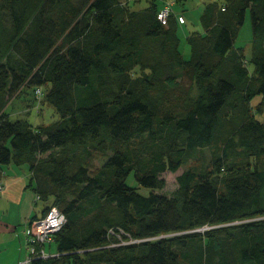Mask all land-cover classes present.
Wrapping results in <instances>:
<instances>
[{
  "label": "trees",
  "instance_id": "1",
  "mask_svg": "<svg viewBox=\"0 0 264 264\" xmlns=\"http://www.w3.org/2000/svg\"><path fill=\"white\" fill-rule=\"evenodd\" d=\"M137 1L85 0L84 9L73 0H0V112L27 85L42 88L41 105L60 117L38 127L0 117V181L4 167L28 165L39 200H51L44 215L57 207L67 218L52 242L56 255L32 264H264V102L251 108L264 99V0L207 4L204 33L187 40L189 60L172 2L131 10ZM166 3L173 14L164 24ZM248 11L250 60L235 47ZM150 43L192 86L183 104L151 97L162 94L147 73H158L145 62ZM145 136L155 144L180 137L185 148L140 162L133 143ZM220 140L211 171L188 169L171 197L157 193L161 175L183 165L184 149ZM94 150L107 159L91 172L77 157ZM131 174L147 194L128 184Z\"/></svg>",
  "mask_w": 264,
  "mask_h": 264
},
{
  "label": "rangeland",
  "instance_id": "2",
  "mask_svg": "<svg viewBox=\"0 0 264 264\" xmlns=\"http://www.w3.org/2000/svg\"><path fill=\"white\" fill-rule=\"evenodd\" d=\"M73 2L84 9L87 7L85 0H73ZM211 2L222 3L223 0H186L184 2H177L173 4L174 17L177 22V36L180 40V51L186 60L191 58V48L187 42L188 37L193 33H204L200 20L205 6ZM132 6H130L131 10H140L146 8L148 6V2L144 0L137 1V3H133ZM253 40L251 15L250 11H248L245 22L240 28L235 41V47L237 49H242L248 60L251 59ZM162 47L163 46L158 43H150L149 48L155 50V53L153 54L152 52H148L146 56L147 59L145 60L147 65L154 66L156 68L158 72L157 74H153L152 70H147V73L149 74L148 77L155 81L156 87L160 89V93L162 94L156 95L157 92L155 90H151V97L153 99L157 96L159 98L163 97V99L170 97L171 102L178 101V103L183 104V101L186 98V92H192V86L187 80L182 79L183 77H181L179 71L174 68L167 53L165 52L164 54H160L162 52ZM249 68L251 70L253 69L252 64L249 65ZM39 89L43 92L42 88ZM41 100V96L37 94V89L35 91L34 88H29L25 85L5 97L3 104L4 109L0 112V117L6 114L7 116H10L12 120H26L34 127L42 125L47 126L58 121L60 117L55 108L47 102L41 105ZM255 101L252 103L251 108L253 112L258 113L262 109L258 107V104L261 101L264 102V99L262 100L261 96H257ZM160 106L164 107L165 105L164 103H160ZM228 110H230L229 114H231L230 118H232V116L235 115L234 111L231 108H228ZM260 112L263 113L264 119V110L262 109ZM229 128L231 127L226 128V130ZM221 146L222 142L220 140L217 145L204 149L196 151H187L184 149L183 165L175 172L167 170L161 175V177L165 180V186L162 190H158L157 193L165 194L171 197L179 187L177 177L188 169H193L197 172H203L205 170L211 171L214 167V160L220 155ZM133 148L136 151L137 160L140 162H146L153 151L158 149L160 151L164 150L165 153L177 156L174 151H176V149H183L185 146L180 137H174L171 141L163 140L160 141L159 144H155L149 136H145L140 139H136L133 143ZM110 154L111 152H109L108 155ZM46 156L47 155H44V157ZM81 159L87 163L91 172H94L104 164L107 157L103 153L94 150L89 156L85 157L82 153H79L77 160L79 161ZM21 169L23 172L31 174L28 165H23L18 168V170ZM28 179L30 180V177ZM128 184L132 187L138 188L141 193L147 194L149 192L148 189L139 187L134 174H131L128 179ZM50 202L51 200L41 201L39 203V208L36 209V212L41 213L43 207L50 204ZM21 210L22 207L19 208L18 205L9 204L4 199L0 198V264H23V261L25 262L28 257V248H26L27 239L24 233L26 222L21 219ZM53 244L55 243H52V245L48 244L47 250L54 252L55 254L56 248ZM52 246L54 247L53 249ZM190 250L195 252L194 247H190Z\"/></svg>",
  "mask_w": 264,
  "mask_h": 264
},
{
  "label": "built area",
  "instance_id": "3",
  "mask_svg": "<svg viewBox=\"0 0 264 264\" xmlns=\"http://www.w3.org/2000/svg\"><path fill=\"white\" fill-rule=\"evenodd\" d=\"M173 10L169 3L163 5L158 14V18L164 24H167ZM37 94L41 95L42 91L37 89ZM2 186H0V190ZM39 199V197H38ZM67 222L66 215L57 207H51L44 216L33 219L25 227L27 239L28 257L23 264H32L34 258L47 259L56 254L46 250V246L51 244L54 236L63 228ZM130 242H137L131 240Z\"/></svg>",
  "mask_w": 264,
  "mask_h": 264
},
{
  "label": "crops",
  "instance_id": "4",
  "mask_svg": "<svg viewBox=\"0 0 264 264\" xmlns=\"http://www.w3.org/2000/svg\"><path fill=\"white\" fill-rule=\"evenodd\" d=\"M169 1L174 4V0ZM16 167L19 168L21 166L11 164L4 167V176L0 181V186H2V189L0 190V198L4 199L9 204L18 205L19 208L22 207L20 216L21 219L26 222V227L30 220L42 217L46 207H43L41 213L36 212V209L39 208V203L41 201L38 199V196L31 187V174L23 172L22 169L18 170ZM29 177L30 180L28 179ZM53 245H55L57 252L56 243ZM53 248L54 247L52 246V249ZM48 252L54 254V252Z\"/></svg>",
  "mask_w": 264,
  "mask_h": 264
}]
</instances>
